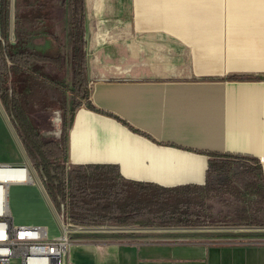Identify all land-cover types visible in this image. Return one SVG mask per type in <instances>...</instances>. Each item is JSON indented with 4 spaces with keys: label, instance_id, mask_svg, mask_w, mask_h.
I'll return each instance as SVG.
<instances>
[{
    "label": "crops",
    "instance_id": "crops-1",
    "mask_svg": "<svg viewBox=\"0 0 264 264\" xmlns=\"http://www.w3.org/2000/svg\"><path fill=\"white\" fill-rule=\"evenodd\" d=\"M84 8L87 88L97 110L82 99L75 110L69 166L109 165L128 181L200 186L214 153H231L256 157L264 177V0H84ZM27 158L0 103V163ZM17 185L30 194L13 202L9 191L11 213L27 218L42 204L56 214L46 188ZM30 224L60 233L48 220L17 225ZM228 230H85L68 261L264 264L261 234Z\"/></svg>",
    "mask_w": 264,
    "mask_h": 264
},
{
    "label": "rangeland",
    "instance_id": "rangeland-1",
    "mask_svg": "<svg viewBox=\"0 0 264 264\" xmlns=\"http://www.w3.org/2000/svg\"><path fill=\"white\" fill-rule=\"evenodd\" d=\"M3 1L7 11L6 32L1 28ZM79 3L80 0H0L2 48H27L47 58L28 68L27 73L19 78L18 86L14 85L11 73H3L0 69V103L9 116L3 96L8 89L16 87L22 113L40 131L45 141L61 140L63 129L70 125L73 108L81 102V97H75L72 88L81 85L86 88L87 77L80 80L76 72V66L81 64L85 52L84 22L77 13ZM74 168L90 176L96 174L93 169ZM114 178L109 184L112 191H135L133 185L118 175ZM46 185L44 182L47 189ZM27 194L30 193L17 184L10 186L13 202H21ZM170 198L172 202L181 201L178 204H184L183 209L190 213L193 220L192 225L174 227L189 229L196 235H212L219 229H229V233L238 234L257 233L264 241V182L254 161L218 156L211 163L204 185L183 187L171 193ZM61 202L60 208L54 203L55 208L60 215H64L65 209V219L79 231L74 232L75 235H87L85 230L131 231L144 227L102 219L78 220L67 211V201ZM29 212L27 218H23L15 209L12 210L15 223L48 220L52 223L50 229L58 231V216L46 212L42 204ZM159 223L157 221L152 226H162ZM89 233L93 235L96 232ZM98 233L110 235L113 232Z\"/></svg>",
    "mask_w": 264,
    "mask_h": 264
},
{
    "label": "trees",
    "instance_id": "trees-1",
    "mask_svg": "<svg viewBox=\"0 0 264 264\" xmlns=\"http://www.w3.org/2000/svg\"><path fill=\"white\" fill-rule=\"evenodd\" d=\"M77 13L84 22V0H80ZM6 3L1 5V28L6 32ZM1 44V43H0ZM33 50L19 48L16 50L2 48L0 45V69L3 73H11L12 81L18 86L19 78L27 73L34 63L45 61ZM87 59L84 52L80 65L76 66L78 79L86 78ZM86 83V82H85ZM11 90V92H10ZM16 87L8 89L3 102L9 113L12 124L19 135L27 155L42 180L47 183V190L58 208L61 200L67 201L68 212L75 219L85 221L106 220L117 223H135L140 226L156 225L176 226L192 225L193 220L188 211L183 209L181 201L172 202L170 194L178 192L179 187H163L155 184L128 181L119 171L109 165L79 166L80 169H93L95 175L84 172L67 164L68 162V127L62 131L61 140L45 141L40 131L28 121L22 113L19 94ZM75 97H81L92 109L97 110L89 98V90L84 86L72 88ZM81 103L73 108L72 116ZM72 119V117H71ZM216 156H229L257 162L260 177L264 182L261 164L256 157L247 154L214 153ZM118 175L134 186L135 191H112L110 182ZM69 199L71 201H69Z\"/></svg>",
    "mask_w": 264,
    "mask_h": 264
},
{
    "label": "built area",
    "instance_id": "built-area-1",
    "mask_svg": "<svg viewBox=\"0 0 264 264\" xmlns=\"http://www.w3.org/2000/svg\"><path fill=\"white\" fill-rule=\"evenodd\" d=\"M30 183L45 188L31 161L0 163V264H69L70 247L80 238L75 235L79 231L65 219V209L64 215L56 210L60 229L57 235H51L46 225H17L13 220L9 204L10 186Z\"/></svg>",
    "mask_w": 264,
    "mask_h": 264
}]
</instances>
